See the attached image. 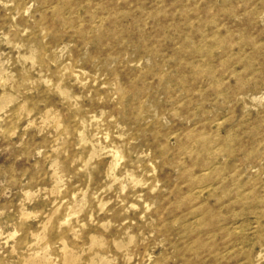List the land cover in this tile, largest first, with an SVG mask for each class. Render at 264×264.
I'll return each instance as SVG.
<instances>
[{
    "label": "rangeland",
    "instance_id": "374dc122",
    "mask_svg": "<svg viewBox=\"0 0 264 264\" xmlns=\"http://www.w3.org/2000/svg\"><path fill=\"white\" fill-rule=\"evenodd\" d=\"M0 264H264V0H0Z\"/></svg>",
    "mask_w": 264,
    "mask_h": 264
}]
</instances>
